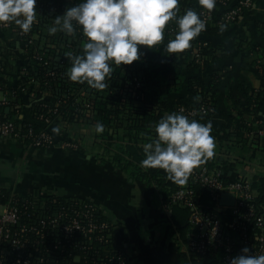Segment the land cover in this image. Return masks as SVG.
<instances>
[{
    "label": "built area",
    "instance_id": "built-area-1",
    "mask_svg": "<svg viewBox=\"0 0 264 264\" xmlns=\"http://www.w3.org/2000/svg\"><path fill=\"white\" fill-rule=\"evenodd\" d=\"M218 1L219 18L204 7L199 12L206 30L237 21L255 2ZM67 7L64 0H37V20L28 33L11 22L0 24L1 138L36 148H78L72 137L57 141L48 129L53 120L69 116L70 111L78 116L89 114L92 108L87 92L74 91L75 82L65 74L70 66L65 53L80 54L86 38L79 31L76 35L48 32L55 16ZM165 32V40L156 48L174 37V22ZM207 46L196 37L186 50L203 64ZM135 81V86L141 87L140 80ZM60 90L70 91L75 101L67 113L59 106L69 97L59 95ZM39 100L36 118L34 114L29 120L19 117L22 109L31 112ZM181 110L192 118L198 113H213L215 107L180 106L177 111ZM259 134L264 135V129ZM250 164L206 161L193 169L186 184H175L169 200L163 202L166 212L173 213L175 206L188 211L187 225L178 228L173 224L175 241L189 264H227L245 245L255 255L264 254L263 192L255 185L257 167ZM223 194L233 195V202L230 198L222 202ZM115 229L116 221L108 211L90 198H59L53 192L24 194L0 187V264H141L135 251L117 240Z\"/></svg>",
    "mask_w": 264,
    "mask_h": 264
},
{
    "label": "trees",
    "instance_id": "trees-1",
    "mask_svg": "<svg viewBox=\"0 0 264 264\" xmlns=\"http://www.w3.org/2000/svg\"><path fill=\"white\" fill-rule=\"evenodd\" d=\"M64 1L69 6L76 2V0ZM219 7L220 3L216 0L215 7L211 9L216 18H219L217 14ZM178 8L180 9L179 14L187 8H193L199 13L203 6L196 0H179ZM221 34L220 26L216 25L197 36L208 43L204 49L208 57L203 64L197 63L186 49L178 53H167L162 50L164 44L153 49L141 46L146 49V52L140 60L134 61L131 65L113 64V71L106 78L108 85L106 88L94 89L86 82L73 83L76 85L74 91L80 93L85 90L87 92L86 95L92 108L89 114L81 113L75 116L70 111L69 116L59 117L58 123L64 126L62 133L66 132L64 138L69 137L70 131L76 128L77 124L93 127L97 121L102 122L104 131L95 133L97 138L95 142L100 145L102 155L107 156L115 166L127 171L136 180L154 185L156 187L155 200L163 202L169 200L175 183L168 179L164 170L144 168L140 161L144 158L143 144L154 138L155 123L166 112L177 111L180 106L199 108L203 104L213 105L215 112L198 113L192 118L206 123L218 115L222 120L220 130H216L212 121L211 135L220 141L232 143L229 145L230 151H233L232 148H239L238 153L240 154L248 147L254 148V152L257 150L264 152V135L259 134V131L264 129V49L258 44L253 45L243 40L237 43L238 48L244 51L242 63L255 68L260 84L254 87L244 77H240L237 81H230L226 89V99L230 100V103L227 104V110H222L219 108V96L230 74L226 61L233 59L234 54L229 48L213 43L211 37H219ZM218 62L224 63H221L223 65L215 68L206 77L196 72ZM185 70L196 73L187 76L183 73ZM135 79L140 80L141 87L135 86ZM69 92H64V90L58 92L59 95L69 97L59 106L63 113H67L70 104L75 102L73 96H69ZM174 93L179 96L171 99L170 96ZM50 100L54 103L53 98ZM41 102L42 100L36 101L31 109L32 118L34 115L36 118V112L40 111ZM81 138L74 137L73 140L80 150H84ZM53 149L48 148L47 150L52 151ZM216 159L214 155L207 162L212 163ZM257 178L255 185H260L264 201V176ZM31 194L38 193L32 192ZM58 196L62 198L66 195L58 194ZM187 216V210L180 206L174 207L173 220L178 228L187 225ZM185 263L189 264L187 259Z\"/></svg>",
    "mask_w": 264,
    "mask_h": 264
},
{
    "label": "crops",
    "instance_id": "crops-1",
    "mask_svg": "<svg viewBox=\"0 0 264 264\" xmlns=\"http://www.w3.org/2000/svg\"><path fill=\"white\" fill-rule=\"evenodd\" d=\"M226 25L221 36L211 37L213 43L229 48L234 54L233 59L226 61L230 74L219 96V108L222 110H227V104L230 103L226 99L230 81L244 77L254 87L260 84L255 68L242 63L244 51L238 48L237 43L243 40L264 49V0H255L253 6L237 21ZM221 63L224 62L196 72L206 77L223 65ZM196 72L183 71L187 76ZM178 96L174 93L170 98ZM30 116L28 109H22L19 115L26 120ZM212 121L219 131L222 120L216 115ZM60 125L56 119L48 125L57 141L66 136ZM56 126L60 128L59 133L53 132ZM70 132V138H83L80 140L84 150L57 146L48 151L20 140L0 137V187H9L26 194L54 192L88 197L100 204L116 221L117 240L135 251L141 264H186V258L175 241L173 213L164 210L162 200H155L156 187L136 180L127 171L115 166L107 156H103L100 145L95 142V126L77 124ZM215 144L216 161H264L263 151L254 152V148L248 147L241 149L240 154L239 148H232L230 154L219 157L216 154L218 148L225 150L232 143L220 141L216 137Z\"/></svg>",
    "mask_w": 264,
    "mask_h": 264
},
{
    "label": "clouds",
    "instance_id": "clouds-1",
    "mask_svg": "<svg viewBox=\"0 0 264 264\" xmlns=\"http://www.w3.org/2000/svg\"><path fill=\"white\" fill-rule=\"evenodd\" d=\"M209 10L216 0H198ZM37 0H0V24L14 23L28 33L37 20ZM179 0H76L56 15L49 34L61 31L68 35L81 32L86 38L80 54L65 53L70 59L66 76L73 82H86L94 89H104L106 78L115 65H131L165 40V29L174 22L175 35L163 45V52L178 53L206 30V22L193 8L182 14ZM227 25H220L223 31ZM141 46H146L142 48ZM199 99V97H195ZM97 133L104 124L97 121ZM53 132L59 133L56 126ZM155 136L143 144L144 168H159L178 185L187 183L193 169L215 155L212 121L202 123L181 111L166 112L154 126ZM227 264H264V254L255 255L245 245Z\"/></svg>",
    "mask_w": 264,
    "mask_h": 264
},
{
    "label": "rangeland",
    "instance_id": "rangeland-1",
    "mask_svg": "<svg viewBox=\"0 0 264 264\" xmlns=\"http://www.w3.org/2000/svg\"><path fill=\"white\" fill-rule=\"evenodd\" d=\"M238 149V148H237ZM230 149L229 148H225V150H223L222 148H218V151H217V155L219 156V157H225V155L224 154H230L231 153V151H229ZM221 155H223V156H221ZM246 163H248V162H250L251 164L253 163L256 167H257V169L255 170L257 173H256V175L257 176H261V175H263L264 176V161H245ZM250 164V165H251ZM245 165V164H244ZM123 170V169H122ZM174 221V220H173ZM170 241H172V239H170Z\"/></svg>",
    "mask_w": 264,
    "mask_h": 264
},
{
    "label": "water",
    "instance_id": "water-1",
    "mask_svg": "<svg viewBox=\"0 0 264 264\" xmlns=\"http://www.w3.org/2000/svg\"><path fill=\"white\" fill-rule=\"evenodd\" d=\"M229 198H230V202H233V195L223 194L222 195V202H229Z\"/></svg>",
    "mask_w": 264,
    "mask_h": 264
},
{
    "label": "bare ground",
    "instance_id": "bare-ground-1",
    "mask_svg": "<svg viewBox=\"0 0 264 264\" xmlns=\"http://www.w3.org/2000/svg\"><path fill=\"white\" fill-rule=\"evenodd\" d=\"M242 153V152H241ZM259 186V185H258Z\"/></svg>",
    "mask_w": 264,
    "mask_h": 264
}]
</instances>
